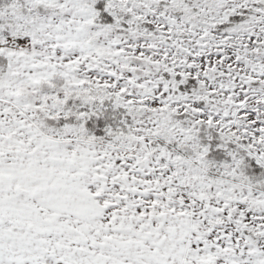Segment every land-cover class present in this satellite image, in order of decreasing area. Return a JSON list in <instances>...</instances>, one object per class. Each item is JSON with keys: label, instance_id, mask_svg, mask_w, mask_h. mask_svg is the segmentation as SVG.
<instances>
[{"label": "snow or ice", "instance_id": "1", "mask_svg": "<svg viewBox=\"0 0 264 264\" xmlns=\"http://www.w3.org/2000/svg\"><path fill=\"white\" fill-rule=\"evenodd\" d=\"M0 264H264V0H0Z\"/></svg>", "mask_w": 264, "mask_h": 264}]
</instances>
